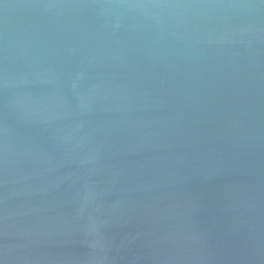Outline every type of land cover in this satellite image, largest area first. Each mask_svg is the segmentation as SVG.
<instances>
[{"label": "water", "instance_id": "95a60500", "mask_svg": "<svg viewBox=\"0 0 264 264\" xmlns=\"http://www.w3.org/2000/svg\"><path fill=\"white\" fill-rule=\"evenodd\" d=\"M0 264H264V0H0Z\"/></svg>", "mask_w": 264, "mask_h": 264}]
</instances>
